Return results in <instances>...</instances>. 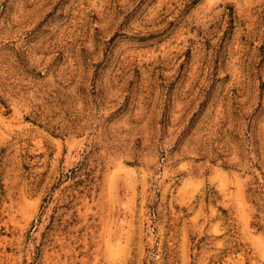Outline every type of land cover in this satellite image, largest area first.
Returning a JSON list of instances; mask_svg holds the SVG:
<instances>
[{"label":"rangeland","instance_id":"1","mask_svg":"<svg viewBox=\"0 0 264 264\" xmlns=\"http://www.w3.org/2000/svg\"><path fill=\"white\" fill-rule=\"evenodd\" d=\"M0 264H264V0H0Z\"/></svg>","mask_w":264,"mask_h":264}]
</instances>
